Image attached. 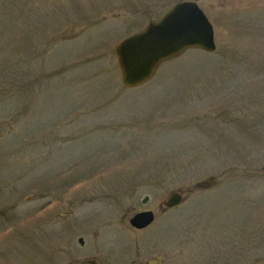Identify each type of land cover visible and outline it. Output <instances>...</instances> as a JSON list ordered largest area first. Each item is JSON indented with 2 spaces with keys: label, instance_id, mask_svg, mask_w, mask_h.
<instances>
[{
  "label": "rangeland",
  "instance_id": "obj_1",
  "mask_svg": "<svg viewBox=\"0 0 264 264\" xmlns=\"http://www.w3.org/2000/svg\"><path fill=\"white\" fill-rule=\"evenodd\" d=\"M178 1L0 0V264H264V0H186L215 50L125 87Z\"/></svg>",
  "mask_w": 264,
  "mask_h": 264
},
{
  "label": "water",
  "instance_id": "obj_2",
  "mask_svg": "<svg viewBox=\"0 0 264 264\" xmlns=\"http://www.w3.org/2000/svg\"><path fill=\"white\" fill-rule=\"evenodd\" d=\"M213 26L194 1H181L158 19L149 20L141 30L123 38L115 47L121 81L127 88L147 82L164 61L181 55L188 48L215 50ZM210 179L205 183H209ZM148 197L143 198L145 203ZM182 194L171 191L163 201L165 208L180 204ZM151 210L139 211L129 218L131 226L141 229L152 223ZM82 243V238H79ZM93 264L92 261H90Z\"/></svg>",
  "mask_w": 264,
  "mask_h": 264
}]
</instances>
